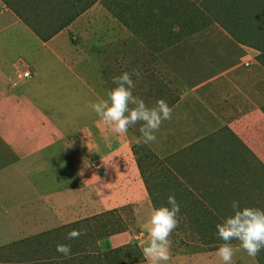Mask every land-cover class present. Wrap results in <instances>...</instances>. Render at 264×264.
I'll list each match as a JSON object with an SVG mask.
<instances>
[{"label":"rangeland","instance_id":"obj_1","mask_svg":"<svg viewBox=\"0 0 264 264\" xmlns=\"http://www.w3.org/2000/svg\"><path fill=\"white\" fill-rule=\"evenodd\" d=\"M66 1L93 4L76 17L69 30L55 36L58 48L71 58L67 63L78 78L76 87L69 89L72 93L64 92L63 79L62 84L53 85L58 87L53 95L58 99H38L53 109L62 98L64 103L58 105L59 112L52 116L51 126L59 124L63 133L76 131L73 138L65 139L52 152L42 149L41 162H52L49 166L55 167L60 182L57 189L63 187L67 193L58 195L61 203L50 199L51 195L40 200L49 197L50 207H57L63 224L2 248L0 264H78L80 260V264H147L142 249L150 240L151 212L168 206L169 195H174L180 213L179 225L170 237L171 259L167 264H223L216 255L223 243L217 236L216 224L232 215L231 202L239 201L241 208L264 209V98L262 105L254 101L263 110L261 118L256 111L244 110L243 120L235 119L229 127L228 111H218L217 119L207 114L205 125H196L191 133L169 126L172 118L163 122L155 133L156 140L149 144L142 143L140 124L130 127L126 134H116L89 104L107 99V91L115 87L112 78L133 69L142 73L139 79L133 77V94L149 107L157 99L171 96L173 89L189 90L187 83L203 80L199 76L208 70L204 63L202 70L198 64L185 61L179 71L181 59H185L181 57L183 45L194 40L201 47L217 40L223 33L215 25L226 26L237 20V8H230L231 0H225V6L224 0ZM256 2L264 17V0ZM210 24L214 28H205ZM7 32L12 33L13 28ZM4 48L0 45V52H5ZM2 64L0 61L1 68ZM25 64L19 59L14 62L13 78L25 70ZM34 71L35 76L26 82L41 81L43 71L38 67ZM67 82L75 85L73 78H67ZM60 113L67 116L64 124L59 122ZM85 120L88 133L80 128ZM92 127L97 131L94 134ZM52 128L46 127L50 131ZM45 133L42 143L50 134ZM250 139L254 152L245 146ZM62 147L70 155L67 163L60 156ZM45 169L43 172L40 168L43 173L39 178L47 181ZM46 185H41V192L48 194ZM64 205L71 213L61 214ZM72 229L86 230V235L67 239ZM106 236L112 248L99 250L98 240ZM231 243L239 248V241ZM58 244L71 246L70 258L56 251ZM233 264H264V250L253 259L240 249L233 256Z\"/></svg>","mask_w":264,"mask_h":264},{"label":"crops","instance_id":"obj_2","mask_svg":"<svg viewBox=\"0 0 264 264\" xmlns=\"http://www.w3.org/2000/svg\"><path fill=\"white\" fill-rule=\"evenodd\" d=\"M92 4L93 1L79 4L66 0H0V45L5 47V52H0L3 63L0 67V247L63 224L58 218L57 207L54 204V208L50 207L49 197L40 200L44 195H51L50 199L61 203L58 195L67 193L63 187L57 189L60 182L55 167L51 169L49 166L52 162L46 165L41 162L42 149L52 152L51 149L65 139L73 138L76 131L63 133L59 124L51 126L52 116L59 112L58 105L64 103L61 97L53 109H48L38 99L39 96L58 99L53 96L58 87L53 85L62 84L63 79L66 89H61L64 92L76 87L78 78L73 71L70 72L72 69L67 63L71 58L58 48L55 36L69 30L76 17L85 13ZM223 4L225 6V0ZM229 5L230 8H237L238 19L226 26L216 23L223 35L201 47L194 40L192 44L183 45L181 57L185 59L182 61L180 57L178 70L181 71L185 61H192L202 70H208L199 76L203 80L187 83L191 86L189 90L173 89L172 95L165 99L173 108V114L179 112L176 116L172 115L168 125L184 129L185 133L187 130L191 133L198 124L204 126L207 114L217 119L218 111H228L229 127L233 126V120L242 119L244 110L247 113L256 111L261 118L263 110L254 101L261 103L264 98V17L259 13L256 0H231ZM211 25L205 28L211 30ZM10 28H13L12 33L7 32ZM18 59L26 63L23 67L30 69L31 76H35V67L41 73L43 71L41 81L28 83L27 79L13 78V64ZM191 76L198 75L192 73ZM67 78H73L75 85L67 82ZM64 92L59 95H64ZM43 102L47 103V100ZM66 117L63 113L59 114L60 124H64ZM87 124L85 120L80 128L84 127L88 133ZM46 127L52 128L53 132ZM45 131L50 134L42 143ZM96 132V128L92 127L91 133ZM251 141L245 146L254 152ZM61 151L60 156L67 163L66 159H70L68 149ZM41 167L43 172L47 168V181L39 178L43 173L39 172ZM46 184L50 190L48 194L41 192V185ZM64 207L62 215L71 213L69 208ZM111 246L110 237L98 240L99 250H108ZM48 259L51 260V255Z\"/></svg>","mask_w":264,"mask_h":264},{"label":"clouds","instance_id":"obj_3","mask_svg":"<svg viewBox=\"0 0 264 264\" xmlns=\"http://www.w3.org/2000/svg\"><path fill=\"white\" fill-rule=\"evenodd\" d=\"M24 69L29 71L31 77L30 69ZM141 75L140 70L133 69L131 73L125 71L114 76L112 83L115 87L107 91V99L92 102L89 107L116 134H126L130 127L140 124L142 143L149 144L156 140L155 133L163 122L172 119L173 108L163 98L157 99L155 104L149 107L142 98L133 94L136 86L133 77L139 79ZM167 205L153 208L151 212L150 240L142 249L147 264H167L171 259L170 237L179 225L177 216L180 213V205L174 195L168 196ZM231 208L232 215L216 224L217 236L223 241L217 248L216 255L223 264H233V256L240 249L246 251L253 259L264 250V209L241 208L237 200L231 202ZM81 235H86V230L72 229L66 238L78 239ZM232 241H239V248H234ZM56 251L66 258L72 255L71 246L67 244H58Z\"/></svg>","mask_w":264,"mask_h":264},{"label":"built area","instance_id":"obj_4","mask_svg":"<svg viewBox=\"0 0 264 264\" xmlns=\"http://www.w3.org/2000/svg\"><path fill=\"white\" fill-rule=\"evenodd\" d=\"M29 77V71L28 70H22L19 75L17 76V79H23Z\"/></svg>","mask_w":264,"mask_h":264},{"label":"trees","instance_id":"obj_5","mask_svg":"<svg viewBox=\"0 0 264 264\" xmlns=\"http://www.w3.org/2000/svg\"><path fill=\"white\" fill-rule=\"evenodd\" d=\"M248 151V150H247ZM24 240H26V239H21V240H19V241H16V242H13V243H11V244H7V245H4V246H1L0 247V250L2 249V248H4V247H9V246H13L14 244H17V243H19V242H22V241H24ZM80 261H82V260H80ZM80 261H79V264H80ZM102 264V263H101ZM105 264H110V263H105Z\"/></svg>","mask_w":264,"mask_h":264}]
</instances>
